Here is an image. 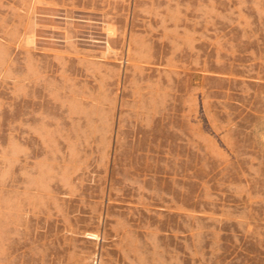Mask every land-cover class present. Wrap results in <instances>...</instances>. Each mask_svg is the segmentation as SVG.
<instances>
[{"label":"rangeland","instance_id":"rangeland-1","mask_svg":"<svg viewBox=\"0 0 264 264\" xmlns=\"http://www.w3.org/2000/svg\"><path fill=\"white\" fill-rule=\"evenodd\" d=\"M0 264H264V0H0Z\"/></svg>","mask_w":264,"mask_h":264}]
</instances>
